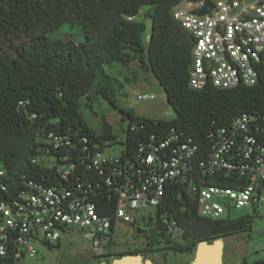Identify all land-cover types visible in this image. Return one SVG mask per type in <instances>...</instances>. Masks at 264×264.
<instances>
[{
  "label": "trees",
  "instance_id": "obj_1",
  "mask_svg": "<svg viewBox=\"0 0 264 264\" xmlns=\"http://www.w3.org/2000/svg\"><path fill=\"white\" fill-rule=\"evenodd\" d=\"M181 1L0 0V164L4 169L0 205L12 203L33 181L70 189L87 197L102 214L112 213L117 195L106 183L111 170L101 175L92 159L120 145L121 168L117 169L131 172L132 164L137 167L139 146L151 138L163 141L172 129L204 152L211 130L249 114L258 118L254 135L264 143V74L252 87L189 88L193 39L171 13ZM144 8L148 9L146 19L137 21ZM64 27L78 30L83 39L54 37ZM135 61L151 71L164 89L173 119L139 117L118 102L121 86L107 69ZM101 102L127 122L121 134L105 118L99 121L101 131L87 121L86 112L98 118L95 106ZM49 133L63 138L64 146L56 150L47 145ZM72 165L74 169L62 178L64 169ZM157 212L154 239L164 236L158 234L162 215L177 221L180 239L174 238L178 243L170 249L181 254L193 253L200 242L252 231L251 216L200 217L196 200L181 185L167 187ZM167 244L172 241L167 239ZM253 264H264V259Z\"/></svg>",
  "mask_w": 264,
  "mask_h": 264
},
{
  "label": "built area",
  "instance_id": "obj_2",
  "mask_svg": "<svg viewBox=\"0 0 264 264\" xmlns=\"http://www.w3.org/2000/svg\"><path fill=\"white\" fill-rule=\"evenodd\" d=\"M171 13L193 39L190 89L211 85L228 90L258 83L264 74V0H182ZM149 40L148 32L145 41ZM136 98L146 103L156 96L141 93ZM173 118L166 114V119ZM258 129L256 116L242 114L230 125L211 130L204 152L172 129L163 141L151 138L139 146L137 167L132 164L131 172L117 169L119 155L96 154L93 167L101 175L111 170L106 183L117 195L112 213L102 214L87 197L70 189L28 182L12 203L0 205V264L34 259L37 243L58 244L71 228L84 234L93 257L111 264L121 257L116 253L119 236L126 228L135 230L150 208L157 218L167 187L173 185H181L196 200L203 218L233 219L232 212L246 208L258 213L264 207V143L254 135ZM46 144L56 150L64 146L55 133L48 134ZM72 169L74 165L65 168L61 177L66 179ZM160 221L158 234L180 236L177 221L166 215Z\"/></svg>",
  "mask_w": 264,
  "mask_h": 264
},
{
  "label": "rangeland",
  "instance_id": "obj_3",
  "mask_svg": "<svg viewBox=\"0 0 264 264\" xmlns=\"http://www.w3.org/2000/svg\"><path fill=\"white\" fill-rule=\"evenodd\" d=\"M148 12L147 8L141 10L136 17L137 21H144L146 19L145 14ZM146 25L150 27V20L146 21ZM54 37L63 39L72 38L76 41L83 39L82 34L78 30L71 31L68 27H64L58 33L54 34ZM147 62V61H146ZM115 79L119 81L120 95L118 96V102L126 107L132 108L136 115L143 118L151 119H166V114L171 113L174 116L173 109L169 106L164 89L161 87L156 77L151 71H146L144 67L138 62H131L127 67L112 66L107 69ZM141 93H150L156 96V99L151 102H139L137 96ZM95 112L97 116H92L89 112L85 113L87 121L97 131H101V118H105L114 129L115 132L121 134L122 130H125L128 126L127 122H123L121 115L117 110L112 108L106 102H101L95 106ZM122 151V146L116 145L112 149L109 148L105 151L107 157L118 156ZM150 211L154 209L150 208ZM243 216L253 217V229L251 233H243L239 236L234 235L226 237V241H237L240 245L239 250L249 251L252 255L256 245L259 244L261 253L264 254V207L259 210L258 213H254L252 209L246 208L231 213L233 219H237ZM157 232L154 234L156 235ZM156 238V237H155ZM150 246H146V238L142 235L138 236L135 230L127 229L123 234L119 236L117 243V254H124L126 252H137L136 255L142 256L144 260L151 261L153 264H181L182 258L179 255L169 254L164 255L161 253H154L160 247L174 245L175 239L160 236L154 239V236L150 238ZM167 239L172 241V244H167ZM180 239V236L178 237ZM216 240V239H215ZM35 248L38 252L34 259H27L22 264H101L98 259H95L90 252V245L85 239L84 234L76 228H71L66 231L60 240L59 244L47 246L42 243H37ZM232 255L225 264H235L239 258L238 252L232 251ZM122 257V256H121ZM258 259H249V263L253 264L259 260V256H255ZM112 262V261H111ZM110 262V263H111Z\"/></svg>",
  "mask_w": 264,
  "mask_h": 264
},
{
  "label": "crops",
  "instance_id": "obj_4",
  "mask_svg": "<svg viewBox=\"0 0 264 264\" xmlns=\"http://www.w3.org/2000/svg\"><path fill=\"white\" fill-rule=\"evenodd\" d=\"M251 232L252 231L248 233ZM242 234H237V236H239L238 238H240V235ZM225 238L219 239L218 242L212 240L213 242L209 243L208 247H206L201 253H197V246H196L195 251L193 253L178 254L182 258L181 264H225V262L229 260L230 256L233 254L232 251L234 252L235 250L240 255L237 261L235 262V264H240L243 260L249 262V259H258L255 258V256H259L260 257L259 260L264 259V254L261 253L262 249H260L261 245L257 244L256 248L253 250L254 253L250 255L248 250L247 251L239 250L240 249V245H238L239 239L234 242V241H226Z\"/></svg>",
  "mask_w": 264,
  "mask_h": 264
},
{
  "label": "water",
  "instance_id": "obj_5",
  "mask_svg": "<svg viewBox=\"0 0 264 264\" xmlns=\"http://www.w3.org/2000/svg\"><path fill=\"white\" fill-rule=\"evenodd\" d=\"M152 212L149 213V216L152 217ZM151 227V219L149 218L145 225H136L135 231L138 236L144 235L149 233V229ZM215 242H218V240H214ZM213 241L208 242H200L197 245V253H201L206 247H208L209 243ZM111 264H153L151 261L144 260L142 256L136 255V254H128L125 256L120 257L119 259L114 260Z\"/></svg>",
  "mask_w": 264,
  "mask_h": 264
},
{
  "label": "flooded vegetation",
  "instance_id": "obj_6",
  "mask_svg": "<svg viewBox=\"0 0 264 264\" xmlns=\"http://www.w3.org/2000/svg\"><path fill=\"white\" fill-rule=\"evenodd\" d=\"M150 212H152L153 214H152V217H150L149 216V213ZM151 219V227H150V231H149V233H147V234H144V235H142L143 237H145L146 238V246L148 247V246H150L149 245V241H150V237L151 236H153L154 235V233L157 231V228H158V223H157V218H156V216H155V214H154V212L153 211H148V213H147V215H146V217H144L143 219H140L139 221H137V223H136V225H145L146 224V222L148 221V219ZM170 247L171 246H166V247H164V248H161L160 247V249L158 248L157 249V251L156 252H154V253H161V254H163L162 255V257L164 256V255H169V254H174V255H178V254H181V253H179L178 251H175V250H172V249H170ZM155 264V263H154ZM156 264H158V263H156ZM164 264H167V262H164Z\"/></svg>",
  "mask_w": 264,
  "mask_h": 264
}]
</instances>
